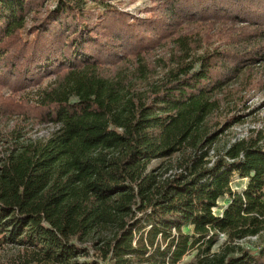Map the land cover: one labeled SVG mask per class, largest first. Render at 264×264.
Wrapping results in <instances>:
<instances>
[{"label": "trees", "instance_id": "trees-1", "mask_svg": "<svg viewBox=\"0 0 264 264\" xmlns=\"http://www.w3.org/2000/svg\"><path fill=\"white\" fill-rule=\"evenodd\" d=\"M143 11L0 0V119L52 127L0 129L3 264H264V128L224 139L264 88V0Z\"/></svg>", "mask_w": 264, "mask_h": 264}, {"label": "rangeland", "instance_id": "rangeland-1", "mask_svg": "<svg viewBox=\"0 0 264 264\" xmlns=\"http://www.w3.org/2000/svg\"><path fill=\"white\" fill-rule=\"evenodd\" d=\"M109 2L113 7H117L121 10L129 11L142 16L146 15V12L143 11L144 8L151 4V0H109ZM248 105L249 108L245 110V119L241 123H238L229 129L224 139H231L247 135V132H249L250 129L264 128V88L257 90L255 89V91L251 93ZM14 126L16 128H21L20 132L22 135H24L23 138H37L46 136L52 130V127H49L46 124L37 123L35 121H20V119L17 117H10L7 119L4 117L0 119V129L10 130ZM243 184L244 181H241L237 176L234 177L232 187L240 188L243 186ZM224 203V200H222L219 204L221 206ZM223 239V236H220L219 242L213 247L214 251L219 249ZM259 241L260 239L256 237H250L243 240L241 244L255 245ZM7 252L8 250H2L0 248V264H3V261L6 259L7 256H5V254ZM195 254V251H191L189 254L183 257L180 264H192L195 261ZM81 260L87 264H104L102 261L97 260L95 256H88L86 258H81Z\"/></svg>", "mask_w": 264, "mask_h": 264}]
</instances>
